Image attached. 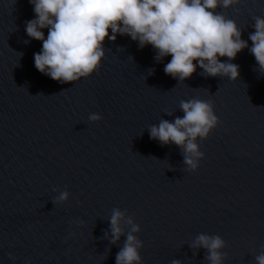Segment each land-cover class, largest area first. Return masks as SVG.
Returning a JSON list of instances; mask_svg holds the SVG:
<instances>
[{
  "label": "water",
  "instance_id": "obj_1",
  "mask_svg": "<svg viewBox=\"0 0 264 264\" xmlns=\"http://www.w3.org/2000/svg\"><path fill=\"white\" fill-rule=\"evenodd\" d=\"M214 11L248 42L234 60L219 58L239 66L235 81L195 61V73L179 81L164 72L170 55L158 62L150 44L117 34L105 39L96 71L61 83L35 67L42 41L26 33L33 5L0 0V264H116L133 225L141 264H210L206 249L191 247L200 234L225 241L222 264H256L264 252V72L249 35L264 0ZM192 99L211 100L218 117L196 138L204 154L196 170L182 147L149 131L183 117L180 101ZM113 209L124 213L115 244Z\"/></svg>",
  "mask_w": 264,
  "mask_h": 264
},
{
  "label": "clouds",
  "instance_id": "obj_2",
  "mask_svg": "<svg viewBox=\"0 0 264 264\" xmlns=\"http://www.w3.org/2000/svg\"><path fill=\"white\" fill-rule=\"evenodd\" d=\"M35 18L26 21L28 37L42 41V50L34 54L35 67L53 80L72 83L98 69L104 56L105 39L115 41L116 35H128L140 47L151 45L156 60H171L164 72L184 81L195 73L197 63L209 76H224L235 81L239 66L221 62L220 57L234 60L248 42L241 38V30L232 19L215 12L217 7L228 8L240 0H29ZM255 31L249 35L250 52L261 72H264V18L255 16ZM48 29L45 38L42 29ZM109 29L111 35H109ZM197 62V63H194ZM183 117L173 122L161 120L150 127V137L161 144L174 143L182 147L184 163L196 170L203 153L198 150L196 138H206L217 127L218 117L211 100L180 101ZM172 115V113H168ZM89 119L97 121L99 115ZM68 193H61L64 201ZM124 213L113 209L110 225L112 243L124 235L120 221ZM132 223L131 219L127 221ZM139 226L133 225L123 248L116 254V264H141L139 249L142 242L132 234ZM206 249L205 259L210 264H222L226 253L219 251L225 241L218 235L200 234L191 245ZM256 264H264V252L255 257ZM171 264H181L173 260Z\"/></svg>",
  "mask_w": 264,
  "mask_h": 264
}]
</instances>
